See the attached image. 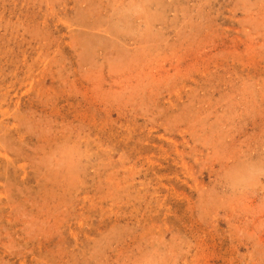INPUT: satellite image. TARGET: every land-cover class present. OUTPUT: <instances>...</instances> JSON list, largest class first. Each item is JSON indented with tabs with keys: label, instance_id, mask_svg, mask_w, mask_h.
<instances>
[{
	"label": "rangeland",
	"instance_id": "rangeland-1",
	"mask_svg": "<svg viewBox=\"0 0 264 264\" xmlns=\"http://www.w3.org/2000/svg\"><path fill=\"white\" fill-rule=\"evenodd\" d=\"M0 264H264V0H0Z\"/></svg>",
	"mask_w": 264,
	"mask_h": 264
}]
</instances>
